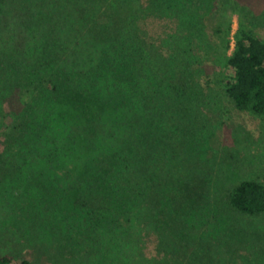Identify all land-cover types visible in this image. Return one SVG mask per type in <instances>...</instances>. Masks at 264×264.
<instances>
[{
	"label": "trees",
	"instance_id": "obj_1",
	"mask_svg": "<svg viewBox=\"0 0 264 264\" xmlns=\"http://www.w3.org/2000/svg\"><path fill=\"white\" fill-rule=\"evenodd\" d=\"M183 3L115 2L86 20L97 44L86 51L0 52V170L14 179L22 166L38 165L33 178L69 193L73 206L79 197L76 221L111 224L130 244L149 235L188 237V225H176L173 205L161 196L176 158L170 129L200 75L236 109L264 117V40L239 21L228 53L235 11L227 4L216 9L219 42L208 51L200 21ZM198 43L212 77L192 49ZM226 203L239 214H264V181H239ZM12 259L2 254L0 264Z\"/></svg>",
	"mask_w": 264,
	"mask_h": 264
},
{
	"label": "rangeland",
	"instance_id": "obj_2",
	"mask_svg": "<svg viewBox=\"0 0 264 264\" xmlns=\"http://www.w3.org/2000/svg\"><path fill=\"white\" fill-rule=\"evenodd\" d=\"M180 1L200 21L208 51L219 42L212 34L216 9L227 4L235 11L228 53L239 21L264 40V0ZM115 2L122 0H0V52L93 49L97 44L86 34V20ZM203 48L192 46L212 77ZM195 81L200 88L192 89L182 105L183 119L170 129L176 158L161 193L167 206L173 205L176 225H188V237L167 241L149 235L130 244V236L111 224L84 226L76 221L79 197L73 206L69 193L33 178L39 166L30 165L14 179L0 170V255L10 254L11 264L23 259L35 264H264V214H239L226 203L239 181H264V117L236 109L217 87L204 85L201 75Z\"/></svg>",
	"mask_w": 264,
	"mask_h": 264
}]
</instances>
